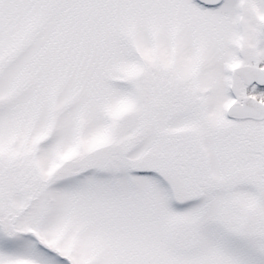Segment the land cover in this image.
<instances>
[{
    "label": "snow or ice",
    "instance_id": "6c2138e0",
    "mask_svg": "<svg viewBox=\"0 0 264 264\" xmlns=\"http://www.w3.org/2000/svg\"><path fill=\"white\" fill-rule=\"evenodd\" d=\"M0 264H264V0H0Z\"/></svg>",
    "mask_w": 264,
    "mask_h": 264
}]
</instances>
